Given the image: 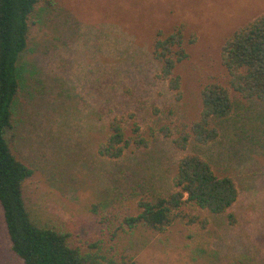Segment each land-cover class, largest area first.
Wrapping results in <instances>:
<instances>
[{"label": "rangeland", "instance_id": "obj_1", "mask_svg": "<svg viewBox=\"0 0 264 264\" xmlns=\"http://www.w3.org/2000/svg\"><path fill=\"white\" fill-rule=\"evenodd\" d=\"M264 14V0H38L28 18L13 106L16 157L32 174L23 198L38 224L70 234L69 243L116 264H264V102L229 89L234 108L213 118L219 135L178 150L172 137L198 118L202 87H228L223 42ZM182 26L187 57L176 99L156 76L152 42ZM133 114L149 138L117 159L97 155L107 122ZM167 125V137L158 128ZM129 130V129H128ZM154 132V133H153ZM197 153L238 195L224 213L191 204L162 230L129 226L137 200L173 189L183 153ZM232 215L229 217V215ZM0 264H23L10 248L0 205Z\"/></svg>", "mask_w": 264, "mask_h": 264}, {"label": "trees", "instance_id": "obj_2", "mask_svg": "<svg viewBox=\"0 0 264 264\" xmlns=\"http://www.w3.org/2000/svg\"><path fill=\"white\" fill-rule=\"evenodd\" d=\"M37 3L38 0H0V205L10 248L23 264H116L70 245L68 232L35 222L24 202L23 182L33 170L16 157L12 149L14 138L7 133L14 127L13 106L20 90L18 62L27 46L28 18ZM152 56L157 63L156 76L166 81L179 99L180 77L174 70L187 57L182 26L165 35L157 31ZM220 62L228 74V87L217 82L202 87L198 118L184 124L172 137L173 145L180 151H185L190 142L206 145L217 139L219 131L211 120L228 117L234 108L228 88L243 99L264 102V14L236 29L223 42ZM128 119L129 130L121 118L113 116L107 122V134L96 147L98 156L117 159L130 147L149 145V138L142 134L132 113ZM171 131L167 125L158 128L167 137L173 135ZM172 186L166 194L139 198L138 213L125 218L128 225L141 223L162 230L181 216L184 204L218 214L226 212L238 195L234 180L217 174L197 153L180 156Z\"/></svg>", "mask_w": 264, "mask_h": 264}]
</instances>
